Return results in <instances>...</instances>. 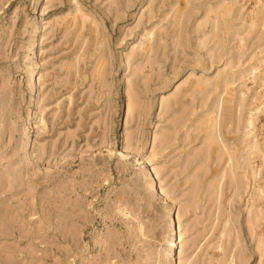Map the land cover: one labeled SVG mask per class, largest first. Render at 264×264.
Instances as JSON below:
<instances>
[{"label":"rangeland","instance_id":"obj_1","mask_svg":"<svg viewBox=\"0 0 264 264\" xmlns=\"http://www.w3.org/2000/svg\"><path fill=\"white\" fill-rule=\"evenodd\" d=\"M0 264H264V0H0Z\"/></svg>","mask_w":264,"mask_h":264},{"label":"bare ground","instance_id":"obj_2","mask_svg":"<svg viewBox=\"0 0 264 264\" xmlns=\"http://www.w3.org/2000/svg\"><path fill=\"white\" fill-rule=\"evenodd\" d=\"M132 105L128 102L127 104H126V107H125V114H126V116H129V115H131L132 114ZM41 123V122H40ZM42 124V123H41ZM248 124V123H247ZM179 238H180V234L178 233V235L177 236H175V235H173L169 240H170V242L168 243L167 242V244H166V251H167V253H169V254H171L173 251H174V249L176 248V244H177V242H180V240H179Z\"/></svg>","mask_w":264,"mask_h":264}]
</instances>
